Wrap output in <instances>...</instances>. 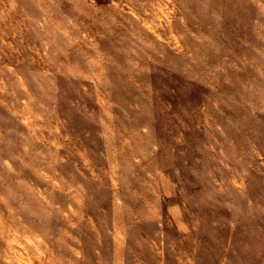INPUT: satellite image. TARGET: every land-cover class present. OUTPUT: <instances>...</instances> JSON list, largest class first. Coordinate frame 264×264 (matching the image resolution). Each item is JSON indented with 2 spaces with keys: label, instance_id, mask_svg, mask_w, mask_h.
Returning a JSON list of instances; mask_svg holds the SVG:
<instances>
[{
  "label": "rangeland",
  "instance_id": "obj_1",
  "mask_svg": "<svg viewBox=\"0 0 264 264\" xmlns=\"http://www.w3.org/2000/svg\"><path fill=\"white\" fill-rule=\"evenodd\" d=\"M0 264H264V0H0Z\"/></svg>",
  "mask_w": 264,
  "mask_h": 264
}]
</instances>
